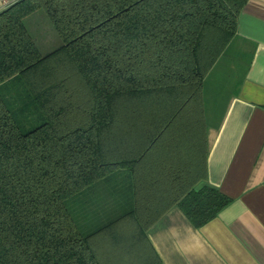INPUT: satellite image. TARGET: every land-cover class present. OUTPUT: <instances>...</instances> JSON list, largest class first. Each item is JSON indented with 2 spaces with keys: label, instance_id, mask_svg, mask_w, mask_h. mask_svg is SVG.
I'll return each instance as SVG.
<instances>
[{
  "label": "trees",
  "instance_id": "obj_1",
  "mask_svg": "<svg viewBox=\"0 0 264 264\" xmlns=\"http://www.w3.org/2000/svg\"><path fill=\"white\" fill-rule=\"evenodd\" d=\"M247 0H18L0 11V264H101L95 242L176 204L196 226L230 199L205 179L203 86ZM42 9L60 44L40 53ZM123 169L133 206L83 224L68 201ZM143 231V230H142Z\"/></svg>",
  "mask_w": 264,
  "mask_h": 264
},
{
  "label": "crops",
  "instance_id": "obj_2",
  "mask_svg": "<svg viewBox=\"0 0 264 264\" xmlns=\"http://www.w3.org/2000/svg\"><path fill=\"white\" fill-rule=\"evenodd\" d=\"M236 40L240 49L231 63L237 76L220 116L206 130L201 182L229 203L199 226L176 204L147 228L121 222L95 242L101 264H264V0L245 2ZM47 43L40 41L42 48ZM129 183L127 172L116 170L68 205L82 211L84 225H101L132 208Z\"/></svg>",
  "mask_w": 264,
  "mask_h": 264
},
{
  "label": "rangeland",
  "instance_id": "obj_3",
  "mask_svg": "<svg viewBox=\"0 0 264 264\" xmlns=\"http://www.w3.org/2000/svg\"><path fill=\"white\" fill-rule=\"evenodd\" d=\"M23 23L41 53L49 52L61 43L41 8L25 17ZM235 36L228 44L225 53L221 55L205 78L203 104L204 117H206L205 121L207 123L206 130L212 124L211 120L215 123L220 116L228 98L229 91L233 88L234 78L237 76V70H233L231 63L237 59V54L240 49L237 40L233 41ZM45 39H48L49 43H47V47L42 48L40 41ZM211 78H214V81Z\"/></svg>",
  "mask_w": 264,
  "mask_h": 264
},
{
  "label": "built area",
  "instance_id": "obj_4",
  "mask_svg": "<svg viewBox=\"0 0 264 264\" xmlns=\"http://www.w3.org/2000/svg\"><path fill=\"white\" fill-rule=\"evenodd\" d=\"M18 0H0V11Z\"/></svg>",
  "mask_w": 264,
  "mask_h": 264
}]
</instances>
